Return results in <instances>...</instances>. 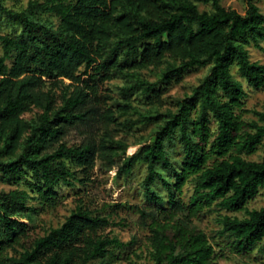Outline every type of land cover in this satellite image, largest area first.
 <instances>
[{"label":"trees","instance_id":"obj_1","mask_svg":"<svg viewBox=\"0 0 264 264\" xmlns=\"http://www.w3.org/2000/svg\"><path fill=\"white\" fill-rule=\"evenodd\" d=\"M196 2L211 9L200 10ZM0 17L18 28L0 32V180L24 185L0 190V264L119 260L133 240L99 230L121 222L81 205L26 245L29 226L21 218L32 219L37 210L28 201L54 206L58 189L84 182L96 159L113 165L126 152L127 142L108 133L115 112L102 100L97 81L120 76L126 81L123 96L139 93L158 102L166 86L204 66L208 73L175 99V109L141 112L128 100L122 105L123 114L138 115L125 120L128 129L155 124L151 142L125 156L119 167L128 174L135 162L146 165L143 193L154 209L135 206L148 230L145 264H216L212 244L192 223L212 206L245 210V217L220 216V233L230 238L234 252L259 244L264 256V207L246 209L264 187V158L242 156L264 139V109L254 111L257 120L243 118L245 90L231 73L235 64L249 86L264 85V64L252 61L247 49L264 43V14L255 0H246L244 14L220 0H30L22 10L0 0ZM146 68L157 70V80L142 75ZM33 107L40 112L25 118ZM77 125L96 132L68 145L64 136ZM175 140L182 152L178 165L168 151ZM189 179L194 187L185 203L178 195ZM157 181L165 198L153 187Z\"/></svg>","mask_w":264,"mask_h":264},{"label":"rangeland","instance_id":"obj_2","mask_svg":"<svg viewBox=\"0 0 264 264\" xmlns=\"http://www.w3.org/2000/svg\"><path fill=\"white\" fill-rule=\"evenodd\" d=\"M30 0H4V4L8 8L15 10L25 9ZM45 1V0H38ZM261 13L264 14V0H255ZM200 10H210L209 3L196 2ZM220 3L227 7L236 9L239 13L244 14L246 11V0H220ZM37 17L48 18L56 22L54 16L49 14H37ZM17 27L11 25L4 17H0V32L10 34L16 32ZM249 57L252 61H258L264 64V43L261 42V47H256L253 44L247 47ZM1 54V46H0ZM8 62H10L8 60ZM157 70L153 68L142 69L141 73L150 81L157 80ZM209 66L199 67L187 71L183 78L175 83H171L165 87L158 102L147 99L139 93H134L125 97L121 93V87L126 83L125 79L120 76H114L108 80L97 81L98 93L106 106L111 107L115 112L116 120L109 126L108 133L116 139H122L127 142V149L124 154L117 157L115 164L108 165V162L101 158L96 159L95 165L88 172L84 182H77L73 186L62 185L58 189V200L54 206H42L36 200L30 199L29 204L34 205L37 210L32 215V219L21 218L28 224V237L23 241L26 245L30 244L33 238L43 235L49 228L57 227L63 223L65 218L78 206L86 207L99 214L106 215L111 221L121 222L118 225H110L99 230L101 234L109 236H117L123 241L133 240V243L122 254L121 258L112 264H145L149 262V244L148 230L140 222V216L135 206L142 207L147 211L153 210L154 206L148 203L144 197L142 181L146 175V165L142 161L134 163L131 171L128 174L119 172V167L125 156L136 153L142 146L151 142L155 124L153 122L145 124H136L131 129L125 125L126 119H136L137 114L129 112L123 114V103L128 100L141 112L153 111L158 108L160 111H165L168 108L175 109L174 101L177 98H183L186 94L192 91L200 80L208 73ZM232 75L241 82L245 96L242 98V103L245 111L242 116L245 120H257L254 111L264 109V85L260 88L249 86L246 81L239 75L237 66H231ZM68 81L56 90L57 96L60 95L62 88L66 87ZM40 110L33 107L30 111L25 112L23 116L30 118L35 116ZM213 130L216 128V123L211 122ZM96 129L91 131L86 125H77L72 127L64 136V141L68 145L78 144L94 135ZM100 133V132H97ZM168 151L171 160L175 165L179 164L181 159V149L177 140L172 146H168ZM243 157L260 161L264 158V139L256 147L251 154H242ZM213 159L209 160L211 163ZM74 169L78 167H72ZM165 177H168L166 171H162ZM79 177H83L81 172ZM154 189L163 197H166V191L162 188L161 182L157 181L153 185ZM194 180L189 179L185 182L178 195L180 199L187 203L189 196L193 192ZM14 188H24L22 183L8 184L0 180V190H10ZM264 207V187L259 188L257 194L248 200L246 209H259ZM227 214L230 216L245 217L246 211L228 212L212 206L209 210H204L198 218H194L192 223L196 228L202 230L212 244L215 252L216 264H264V256L259 252L256 244L252 251L246 253H236L229 245L230 238L225 234H221L222 225L219 222L220 216ZM20 250V247H17ZM89 264H103L99 259L89 262Z\"/></svg>","mask_w":264,"mask_h":264}]
</instances>
